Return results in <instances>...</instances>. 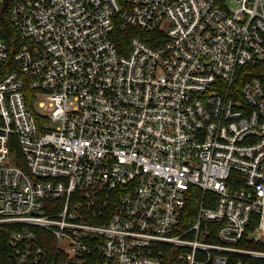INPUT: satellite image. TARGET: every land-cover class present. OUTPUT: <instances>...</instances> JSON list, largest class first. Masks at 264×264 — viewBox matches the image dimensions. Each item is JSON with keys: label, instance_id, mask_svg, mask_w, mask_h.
<instances>
[{"label": "built area", "instance_id": "1", "mask_svg": "<svg viewBox=\"0 0 264 264\" xmlns=\"http://www.w3.org/2000/svg\"><path fill=\"white\" fill-rule=\"evenodd\" d=\"M6 11L18 32L0 39L6 264H264L246 246L264 242V83L239 77L264 63V0Z\"/></svg>", "mask_w": 264, "mask_h": 264}, {"label": "trees", "instance_id": "2", "mask_svg": "<svg viewBox=\"0 0 264 264\" xmlns=\"http://www.w3.org/2000/svg\"><path fill=\"white\" fill-rule=\"evenodd\" d=\"M1 9V4H0ZM18 37V32L13 25L8 11L5 12V16L0 15V39L12 43ZM239 77L244 82L250 79L258 78L264 83V63L252 64L246 68L241 69ZM203 201L201 190L198 188L191 189V193L187 200V210L189 212L190 221H193L197 209ZM10 237V229L6 226H0V264H6L9 255L8 241ZM253 249L264 250V242H252L246 245ZM165 264H178L173 255H169L165 260Z\"/></svg>", "mask_w": 264, "mask_h": 264}, {"label": "water", "instance_id": "3", "mask_svg": "<svg viewBox=\"0 0 264 264\" xmlns=\"http://www.w3.org/2000/svg\"><path fill=\"white\" fill-rule=\"evenodd\" d=\"M8 5H9V0H2V5H1V9H0L1 17L5 16V12L8 8Z\"/></svg>", "mask_w": 264, "mask_h": 264}, {"label": "rangeland", "instance_id": "4", "mask_svg": "<svg viewBox=\"0 0 264 264\" xmlns=\"http://www.w3.org/2000/svg\"><path fill=\"white\" fill-rule=\"evenodd\" d=\"M226 5L229 7V8H236L238 6L237 3L235 2H227Z\"/></svg>", "mask_w": 264, "mask_h": 264}]
</instances>
